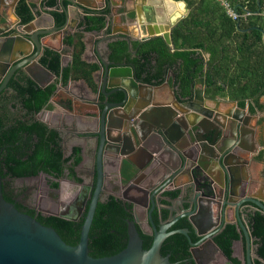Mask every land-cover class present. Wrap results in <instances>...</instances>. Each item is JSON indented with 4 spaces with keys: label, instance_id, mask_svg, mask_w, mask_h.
<instances>
[{
    "label": "water",
    "instance_id": "1",
    "mask_svg": "<svg viewBox=\"0 0 264 264\" xmlns=\"http://www.w3.org/2000/svg\"><path fill=\"white\" fill-rule=\"evenodd\" d=\"M99 1L98 6L84 4L82 0H71V3L82 11L103 13L109 10L105 25L107 32L101 41H126L133 57L137 54L132 49L134 41L142 44L162 38L174 51L172 31L189 13L184 1L161 0L169 10L168 1L174 5L182 3L185 10L180 13L174 8V14L170 15L168 22L161 24L156 19L153 0H140L141 4L138 6L136 2L139 0H125L135 6V18L127 14L133 31L129 29L122 35L114 31L109 34L117 3L115 0ZM63 7L66 11L63 26L45 28L32 35L13 28L9 35L2 36L3 31L0 30V92L8 87L10 80L19 71L41 87L55 81L56 75L40 63V58L44 49L50 47L60 53L63 66L65 53L43 43L41 36L54 41L55 34L62 37L67 33L70 17L68 9ZM16 18L20 20L17 14ZM237 26L239 27V22ZM262 33L264 41V31ZM108 52V57L100 56L99 75L103 74L102 84L97 82V89L93 92L95 97L81 98L89 104L88 108L78 110V121L93 128L97 146V166L94 171L97 189L82 225L79 243L76 246L67 244L54 228L19 211L0 192V264H174L170 261V256H164L161 252L165 240L174 233L187 237L192 258L196 264H202L196 251L211 244L222 252L214 238L228 224L237 225L240 229L241 239L245 241V263L254 264L257 254L254 239L244 221V206L248 204L264 213V183L253 177L248 180L240 178L243 168L248 164L240 149L246 137L252 135V131L247 128L249 117L239 110L229 111L224 115L227 119L225 124L216 122L214 111L205 105L204 91L197 88L199 83L205 85L204 77L195 79L192 97L186 101L187 108L182 111L152 105L150 101L139 104L137 101L140 100L141 88L153 85L140 80L131 63L113 61L111 49ZM170 76L176 77L167 71L165 80L168 81ZM59 90L60 86L57 92ZM120 95L122 99L117 100ZM175 99L182 104L179 96L176 95ZM74 103L78 104L71 99L70 111L74 109ZM152 111L160 112L161 116L151 118ZM46 124L52 128L50 123ZM141 154L147 156L150 163L139 177L142 179L139 186L141 191L148 192V184H152V187L161 184L150 194L152 245L149 249H144V240L139 231L140 220L133 218L128 221L129 237L126 247L115 255L94 258L89 254V236L99 203L104 165L120 161L118 170L121 173L122 162L135 164L134 159ZM156 155L158 158H155ZM137 178L138 176L132 177L134 181L130 182V186L136 185ZM178 180L181 182L178 185L179 196L170 199L172 203L168 207H161L158 211L161 222L157 225L153 216L156 196L173 182L177 186ZM189 191V207H183L184 213L179 214L174 203L183 202ZM230 196H239L240 199L232 200ZM136 206L134 204L135 208ZM164 210L170 213L168 222L163 219ZM232 215L234 216L231 217ZM182 218H187L191 224L199 238L197 242L192 241L188 228L168 231Z\"/></svg>",
    "mask_w": 264,
    "mask_h": 264
},
{
    "label": "trees",
    "instance_id": "2",
    "mask_svg": "<svg viewBox=\"0 0 264 264\" xmlns=\"http://www.w3.org/2000/svg\"><path fill=\"white\" fill-rule=\"evenodd\" d=\"M174 1H184L189 9L188 15L172 31L174 51L162 38H155L142 44L134 43L132 49L137 54L132 57L126 41H115L110 46L111 60L131 63L137 77L152 85L163 84L167 68L180 62L176 70L177 93L184 101L192 96L194 81L203 73L205 62L199 54V51H203L210 54L206 71L208 91L219 92L224 85L231 88V98L244 101L257 99L263 94L264 0H230L239 13H251L239 21V27L217 0ZM48 3L54 5L55 1ZM17 13L23 23L33 20L31 7L25 0H20ZM54 17L57 25H64L66 16L63 13L54 12ZM105 25L106 15L92 14L85 17L81 27L85 32H100ZM66 41L73 44L71 38ZM78 48L71 65L67 67L62 66L60 53L50 48L44 50L40 63L54 73L63 86L70 80L83 79L95 89L93 74L98 66L82 60L83 43L79 42ZM57 89V80L41 87L21 73L14 76L8 88L0 92V175L3 177L19 179L38 176L43 172L61 178L66 170L70 176L76 177L75 169L82 162L81 148L75 147L70 156L64 157L60 132L37 118L44 110L52 108L50 101ZM116 99L121 100L122 95ZM53 186L58 187L59 183L55 182ZM179 193L173 191L167 197L175 199ZM131 207L115 196L98 203L89 236L90 256L108 257L126 247L128 221L133 219ZM30 215L43 225L54 228L67 244L76 246L79 243L82 224L53 215L36 216L31 212ZM169 216L170 213L164 210L163 219ZM154 220L158 225L156 213ZM247 221L256 246L254 264H264V213L259 210L250 212ZM186 228L190 230L192 241L197 242L199 238L187 218L179 220L170 231ZM139 231L144 240V249H149L153 237L145 235L141 229ZM241 235L237 225L228 224L214 238L231 264H242L240 259L234 257L233 251L234 241L239 240ZM190 248L185 235L174 233L165 240L161 252L164 256H170L174 264H196Z\"/></svg>",
    "mask_w": 264,
    "mask_h": 264
},
{
    "label": "crops",
    "instance_id": "3",
    "mask_svg": "<svg viewBox=\"0 0 264 264\" xmlns=\"http://www.w3.org/2000/svg\"><path fill=\"white\" fill-rule=\"evenodd\" d=\"M26 3L31 7V12L33 15V21L29 23H23L21 17L17 13V8L20 0H0V30L3 31V35H9L12 32L13 28H17L23 34L32 35L39 30L45 28H52L53 26H59L56 23V19L54 17V12H58L60 14H64L66 16V11L63 6L68 9L69 13V23L66 27V34L62 37H59L55 34L54 41H48L47 36H41L43 43H48L49 46H54L61 49L64 54V63L63 67H67L71 65L73 57L76 52L79 51L78 43L81 42L84 45V51L82 52L81 58L87 64H95L98 66V70L93 74L95 89L90 87L85 80H70V82L63 86L60 80L56 77L55 81H58V86H60V90L56 93V95L51 99V109L46 110L47 113V121L48 123H53L54 120L52 116L54 114H59L61 117L69 116L71 120L68 122V127L71 129V133L74 138L75 147L81 148L83 151L88 150L86 148L89 147V151L93 150L95 145V141L93 138V128L90 126L83 124L81 121H78V117L80 113L78 110L86 109L89 106L85 100L81 98H92L95 97L94 91L97 89V82L99 81L102 84L103 74L99 75L100 69V56L103 58L108 57L109 49L111 48V44L115 41H101L105 36L104 33L107 31L105 28L100 32H85L81 27L84 19L88 15H106L109 10L103 13H98L93 10L82 11L77 6L71 3V0H53L55 1L54 5H50L48 2L52 0H25ZM117 5L114 12V20L112 26L109 28V34L114 31L118 35H122L125 31L133 28L130 27L131 19L128 18L127 14L131 18H135L136 11L135 6L132 3H126L125 0H115ZM154 8L156 13V19L161 24H165L168 22L170 15L174 14V9H167L166 5L162 4L161 0H153ZM84 4H90L93 6H98L99 0H82ZM140 0L136 2V6L140 5ZM147 4V3H146ZM150 12V11H149ZM16 14L20 17V20L16 18ZM152 14V12H151ZM59 37V38H58ZM73 39V44H67V39ZM123 41V40H118ZM137 43V41H134ZM50 48V47H49ZM133 48V47H132ZM46 49V48H45ZM44 49V50H45ZM51 49V48H50ZM44 52V51H43ZM201 54L205 64L204 70L202 74H199L197 78L204 77L205 85L198 84L197 88L200 91H204L206 101L205 105L212 111H214V118L216 122L225 124L227 119L224 116L229 111H242L245 113L246 117H249L248 129L252 131V135L246 137V140L240 149L241 154L245 156V160L248 161V164L243 168L240 178L242 177L244 180H248L251 177L258 180V182L264 183V92L257 99H246L244 100H236L231 98L230 90L228 87L222 85V89L219 92L216 91H208L207 83H206V71L208 69V61L210 58V54L199 51ZM133 57V56H132ZM180 62H178L175 66L168 67L167 70L170 71L171 74H175L176 70L179 66ZM96 75V76H95ZM196 78V79H197ZM176 77H169L168 81H164L161 85H153V87L144 86L140 91V100L137 103H144L145 101H150L152 105H158L163 107H169L175 111H182L184 108H187L185 105L190 98L181 102L179 104L176 102L175 96H178V85L176 83ZM192 97V96H191ZM101 98V97H100ZM71 99L78 102L74 103V109H71ZM243 101V106L241 102ZM81 103V104H79ZM143 105V104H141ZM152 107V106H151ZM151 107L149 109H151ZM153 109V108H152ZM151 118H159L160 112L152 111ZM86 121V120H85ZM87 122V121H86ZM66 126V125H65ZM155 158H158L157 155ZM135 165H131L133 167L128 169L127 174H120L118 170L116 172V176L119 178L122 177H133L138 176V182H141L142 173L150 164L147 160V156L141 154L134 159ZM111 177V176H109ZM123 178V179H124ZM177 186L171 183L169 186L165 187L162 191H160L156 196V204L161 209V207H168L172 202L167 194L173 191H179L180 186H178L181 182H179ZM142 183V182H141ZM161 184H157L152 187V184H148L150 194L156 187ZM191 191L185 195L183 202H175L174 205L178 211L183 212V207H189V199H190ZM230 199L238 201L240 199L239 196H230ZM222 201V200H221ZM244 211L246 213L244 216V221L248 226L247 215L250 212L257 211L256 208L252 206H248L246 204L244 206ZM232 215L231 217H233ZM241 239V237H240ZM236 240L233 244L234 257L242 259L239 257V248L243 245V251L245 252V241L244 239ZM254 243V242H253ZM256 250V246L254 245ZM198 252L204 253V262L200 261L202 264H231L229 259L215 246L209 245L207 247H200ZM244 257V254H243ZM242 264L245 263L242 261Z\"/></svg>",
    "mask_w": 264,
    "mask_h": 264
},
{
    "label": "flooded vegetation",
    "instance_id": "4",
    "mask_svg": "<svg viewBox=\"0 0 264 264\" xmlns=\"http://www.w3.org/2000/svg\"><path fill=\"white\" fill-rule=\"evenodd\" d=\"M21 73L23 72L19 71L14 76H18ZM70 120L71 117L69 116H60V118L55 117L54 122L50 123L52 128L56 129L61 134V147L64 152V157L70 156L75 148L74 138L70 127H68V122ZM86 149L88 150H81L82 162L75 169L76 177L70 176L67 170L65 172V176L61 178H54L47 174V176L53 180L42 179L40 175L43 174V172H41L38 176L19 179H13L10 176L3 177L0 175V192L3 194L5 199L8 198L10 200L8 201L6 199L8 202L14 204L16 208L18 207L20 209L19 210L17 208L19 211L25 214L30 215L31 212L36 216L41 214L46 217L53 215L83 225L89 206L94 197V193L97 189V180L96 175L94 174L97 166V146H94L93 150L90 151L89 147ZM119 164L120 161H115L114 164L113 162L112 164L105 163V174L103 184L98 195V200L99 202H102L110 196H115L122 200L125 204L131 205L132 216L133 218L140 220L141 231L145 235L152 237L153 228L152 218L150 217V210L152 208L150 192L141 191L139 186H141L142 181L138 182L135 180L136 185L130 186V182L132 180L134 181V179L131 177H122L121 180V178L116 176ZM130 164L135 165L127 161L122 162V171L120 174L126 175L128 172L126 169L128 165L130 166L128 169L133 167ZM35 180L37 183L31 184ZM110 180H113V183H111ZM55 182L59 183L58 187L53 186ZM63 183H66L65 185H67V188L69 189L68 191L63 188ZM113 184L119 187L117 191H115V185ZM134 204L137 205L136 208L134 207ZM159 210L160 208L156 204L153 216L155 213L158 215ZM182 213H184V211H179V214ZM169 218L164 221L168 222ZM159 222H161V218ZM170 229L168 230L169 232H171ZM203 254L204 253L202 252L196 251L198 260L202 262L205 260Z\"/></svg>",
    "mask_w": 264,
    "mask_h": 264
},
{
    "label": "built area",
    "instance_id": "5",
    "mask_svg": "<svg viewBox=\"0 0 264 264\" xmlns=\"http://www.w3.org/2000/svg\"><path fill=\"white\" fill-rule=\"evenodd\" d=\"M224 7L227 15L232 18L234 21L239 22L242 18H246L251 15L250 12H244L243 14L239 13L236 6H234L230 0H217ZM264 16V12L262 13Z\"/></svg>",
    "mask_w": 264,
    "mask_h": 264
},
{
    "label": "rangeland",
    "instance_id": "6",
    "mask_svg": "<svg viewBox=\"0 0 264 264\" xmlns=\"http://www.w3.org/2000/svg\"><path fill=\"white\" fill-rule=\"evenodd\" d=\"M55 117L56 118H60V115L59 114H54V116H52V119L54 120L55 119ZM37 118L39 119V120H41V121H43V122H49V121H47V119H48V117H47V113H46V110H44L42 113H40L38 116H37ZM40 177L42 178V179H49V180H53L52 178H50V177H48L47 176V174H41L40 175ZM111 181V183H113V180H110ZM60 182H61V180H60ZM35 183H37V181L35 180L34 182H32L31 184H35ZM64 184V183H63ZM66 184V183H65ZM63 185V188L65 189V190H69L68 188H67V185ZM113 185H115V184H113ZM119 189V187L118 186H116L115 185V191H117ZM52 195H53V193H52ZM51 213V212H50ZM53 213V212H52ZM239 257L242 259V261H244V257H243V254H244V251H243V245L239 248Z\"/></svg>",
    "mask_w": 264,
    "mask_h": 264
},
{
    "label": "bare ground",
    "instance_id": "7",
    "mask_svg": "<svg viewBox=\"0 0 264 264\" xmlns=\"http://www.w3.org/2000/svg\"><path fill=\"white\" fill-rule=\"evenodd\" d=\"M168 6L172 9L175 8V10L179 11L180 13H184V5L182 3H179L177 5H174L171 1H168Z\"/></svg>",
    "mask_w": 264,
    "mask_h": 264
}]
</instances>
